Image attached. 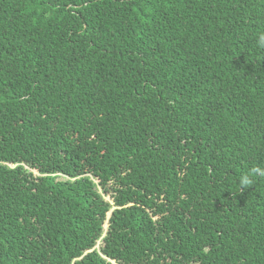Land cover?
<instances>
[{
  "label": "trees",
  "instance_id": "trees-1",
  "mask_svg": "<svg viewBox=\"0 0 264 264\" xmlns=\"http://www.w3.org/2000/svg\"><path fill=\"white\" fill-rule=\"evenodd\" d=\"M261 32L264 0H0V264H264Z\"/></svg>",
  "mask_w": 264,
  "mask_h": 264
},
{
  "label": "clouds",
  "instance_id": "clouds-1",
  "mask_svg": "<svg viewBox=\"0 0 264 264\" xmlns=\"http://www.w3.org/2000/svg\"><path fill=\"white\" fill-rule=\"evenodd\" d=\"M257 46L264 49V32L258 34ZM258 175H264V167L254 166L250 172L242 174L239 179L240 190L254 185L255 177Z\"/></svg>",
  "mask_w": 264,
  "mask_h": 264
},
{
  "label": "rangeland",
  "instance_id": "rangeland-1",
  "mask_svg": "<svg viewBox=\"0 0 264 264\" xmlns=\"http://www.w3.org/2000/svg\"><path fill=\"white\" fill-rule=\"evenodd\" d=\"M35 173H36V172H35ZM105 199H106V200H109V198H108V197H105ZM97 247H98V246H97Z\"/></svg>",
  "mask_w": 264,
  "mask_h": 264
}]
</instances>
